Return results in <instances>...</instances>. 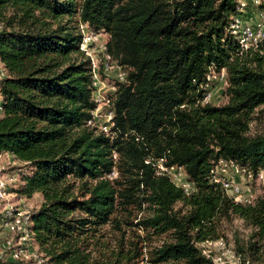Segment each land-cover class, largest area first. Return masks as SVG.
Segmentation results:
<instances>
[{
	"label": "trees",
	"instance_id": "1",
	"mask_svg": "<svg viewBox=\"0 0 264 264\" xmlns=\"http://www.w3.org/2000/svg\"><path fill=\"white\" fill-rule=\"evenodd\" d=\"M240 1L0 0V154L32 170L12 178L20 196L43 198L31 238L51 264H214L198 246L209 213L247 217L211 171L224 161L264 174V133L250 134L264 39L241 49ZM79 24L106 34L102 54L126 74L109 137L88 126L97 103ZM221 71L227 103L216 107L205 99ZM159 159L183 169L189 194L156 173ZM134 213L130 251L95 253L97 231Z\"/></svg>",
	"mask_w": 264,
	"mask_h": 264
},
{
	"label": "rangeland",
	"instance_id": "2",
	"mask_svg": "<svg viewBox=\"0 0 264 264\" xmlns=\"http://www.w3.org/2000/svg\"><path fill=\"white\" fill-rule=\"evenodd\" d=\"M243 24L253 27L258 22H264V0H247L246 7L240 18ZM79 30L80 29V24ZM90 40L83 43L81 49L85 55L89 57L90 61L94 59L99 66V81L102 85L99 86L101 93L104 95L108 92L111 85H115V70L105 72L101 67L103 63V48L107 40L104 33L89 34ZM2 65L0 64V80L3 78ZM222 73L212 72L209 77L207 86V96L205 102L213 106L219 107L227 103L225 96L226 80L222 78ZM103 88V89H101ZM0 97V105H1ZM103 118H99L97 124L102 125ZM264 133V106L255 110L252 115V123L250 125V134ZM225 171H218L217 178L222 182H228L232 186L239 188V196H235L229 191L226 192L229 199L237 205L241 206L246 211L245 217L241 218L233 213L228 216L218 217L216 210L211 215V224L208 241L198 244L203 254L210 256L214 264H264V210H260V202L264 200V180L260 179L258 175L250 173H236L233 167H227ZM32 170L25 164L16 161L12 155L8 153L0 154V179H9L30 175ZM21 182V181H20ZM19 181L14 180L9 183L7 192H9V203L17 207L23 206L25 210L29 211L31 215L37 211L43 202V198L36 194L31 198L20 196L17 193L20 187ZM179 207V205H177ZM136 213L130 219L124 216H118L117 223L113 225L106 224L101 227L94 238L96 246L93 247L95 253L100 252L109 255L112 252L114 255L122 251V255H126L131 249V244L135 240L137 234L136 229L132 226L136 223ZM210 216V215H209ZM205 220V218H204ZM256 220V222H255ZM208 227V225H207ZM3 231L0 229V242L3 239ZM253 245V251L247 253L245 249ZM145 253V252H144ZM246 253V254H245ZM110 256V255H109ZM101 260L108 257L98 256ZM100 260V261H101ZM4 262H0L3 264ZM140 264H145V261Z\"/></svg>",
	"mask_w": 264,
	"mask_h": 264
},
{
	"label": "built area",
	"instance_id": "3",
	"mask_svg": "<svg viewBox=\"0 0 264 264\" xmlns=\"http://www.w3.org/2000/svg\"><path fill=\"white\" fill-rule=\"evenodd\" d=\"M247 4V0L240 1L238 11L242 14ZM241 16L234 18L231 25L232 34L237 35L241 49L247 50L250 47H256L257 44L264 39V22H258L253 27L243 24L240 19ZM3 25L0 23V32ZM83 35V43L90 40V36L84 33L89 31L86 25L80 26ZM83 43L81 46H83ZM82 50V49H81ZM83 51V50H82ZM104 51V48H103ZM102 51V53H103ZM92 73H93V97L97 103V109L92 113V119L88 122V126L96 127L99 132L105 134L106 137L111 136L110 129L113 127V111L111 109V97L115 93V85H111L106 95L104 91L101 93L99 86L102 83L99 81V66L97 62L92 59ZM105 72L115 70L114 82L124 83L126 81V74L116 62H114L108 55L103 54V63L101 67ZM224 79V73H222ZM209 79V78H208ZM103 86V85H102ZM103 89V88H101ZM103 118L102 125L97 124L98 119ZM150 164V161H146ZM164 160L159 159L153 166L156 167L158 175H166L170 178L172 183L179 188H182L186 194L192 191V185L187 181V177L181 167H165ZM227 167H233L236 173L247 174L245 170L237 168L233 164L220 161L218 165L211 171V177L214 182H221L226 192H230L235 196H239V188L232 186L228 182H222L217 178L218 171H225ZM258 177L264 180L262 172L257 174ZM14 178L0 179V229L3 231V240L0 242V262L5 264H51L48 258L41 254L31 238L32 215L25 210L21 205L9 203V192L7 187L9 183L14 182Z\"/></svg>",
	"mask_w": 264,
	"mask_h": 264
}]
</instances>
